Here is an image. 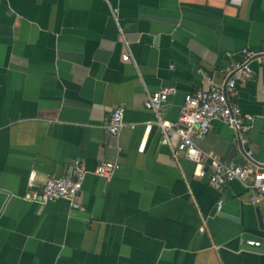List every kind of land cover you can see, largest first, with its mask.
<instances>
[{
	"label": "crops",
	"instance_id": "obj_1",
	"mask_svg": "<svg viewBox=\"0 0 264 264\" xmlns=\"http://www.w3.org/2000/svg\"><path fill=\"white\" fill-rule=\"evenodd\" d=\"M243 50L264 51V0H0V264H264V197L196 177L155 127L140 150L149 93L173 88L174 121L186 94L222 85ZM249 65L231 99L250 129L213 121L195 139L202 155L264 163V62ZM76 160L83 211L22 198L31 171L40 188ZM102 161L118 164L109 181L93 173Z\"/></svg>",
	"mask_w": 264,
	"mask_h": 264
},
{
	"label": "built area",
	"instance_id": "obj_2",
	"mask_svg": "<svg viewBox=\"0 0 264 264\" xmlns=\"http://www.w3.org/2000/svg\"><path fill=\"white\" fill-rule=\"evenodd\" d=\"M121 57L127 59L126 54ZM253 59L264 62V51L243 50V60L227 71L222 85H212L208 89L186 94L180 114L174 121L166 118L164 114V103L173 93V88L164 87L149 93L144 101V107L152 111L154 119L145 123L140 150L143 149L151 128L155 127L160 134L161 144L171 146L175 158L183 154L194 162L196 177L206 176L209 185L216 189L233 180L246 183L250 191L248 202L259 203L264 197V163L240 164L224 161L213 153L202 155L195 144V139L203 138L210 131L215 120L224 122L238 133H245L250 129L252 116L244 114L238 102L231 97L235 95L236 85L252 76L249 63ZM123 118V107H115L106 119L107 131L116 135L124 125ZM173 138L177 139L175 145H172ZM117 167L118 164L115 162L102 161L94 168L93 173L109 181ZM86 173L83 164L76 160L71 176H51L40 188H34L35 172L31 171L27 179L29 189L22 198L40 204L66 199L71 209L83 211L84 207L78 201V194ZM220 206L221 201L218 202L217 209ZM246 244L259 247L260 241L248 240Z\"/></svg>",
	"mask_w": 264,
	"mask_h": 264
}]
</instances>
